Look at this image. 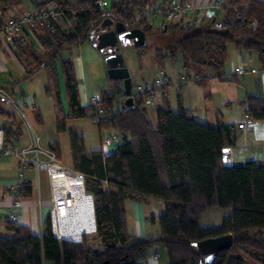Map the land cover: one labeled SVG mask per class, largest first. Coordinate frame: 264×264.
<instances>
[{
    "label": "trees",
    "instance_id": "trees-1",
    "mask_svg": "<svg viewBox=\"0 0 264 264\" xmlns=\"http://www.w3.org/2000/svg\"><path fill=\"white\" fill-rule=\"evenodd\" d=\"M31 1L53 5L73 19L70 32L57 26L56 32L35 33L42 53L26 45L19 50L29 59L27 76L42 65L51 69L52 85L46 90L54 91L56 127L59 132H68L73 168L85 174V189L93 195V235L100 239L102 249L92 248L85 236L80 242L58 239L48 214L41 235L24 224L7 221V229L14 234H0V264H77L79 260L86 264H139L136 254L154 241L164 245L168 264H199L201 254L193 242L226 233L233 234V245L219 251L211 264H264V165L256 160L222 162V148L234 145L237 138L234 124L213 126L197 120L183 104L180 92L176 109L163 96L156 107V125L141 96L135 95L134 105L123 104L126 96L118 84L102 91L97 103L82 104L70 58L60 61L68 99L65 111L55 65L64 50L91 41L94 23L113 13L129 27H140L152 35L150 44L134 46L139 53L152 47L159 62L163 58L179 60L184 69L193 65L205 68L209 71L205 78L236 82L237 74L226 69L230 44L243 61L255 54L264 70V0H226L222 9L206 20L180 17L164 28L159 25L157 32L148 18L135 19L137 8L154 0H112L109 7L99 6L96 0ZM18 2L0 0V22ZM237 102L254 120H264V100L258 95L246 93ZM100 109L103 113L98 117ZM0 114L11 117L2 107ZM71 117H90L101 131L115 130L120 136L116 151H87L83 137L67 126ZM3 130L5 143H13L21 132L18 126H4ZM50 148L60 158L59 143H52ZM150 197L165 204L162 213L150 217L158 221L160 237L130 234L125 200ZM207 206L229 207L231 212L217 226H201L199 220Z\"/></svg>",
    "mask_w": 264,
    "mask_h": 264
},
{
    "label": "crops",
    "instance_id": "crops-1",
    "mask_svg": "<svg viewBox=\"0 0 264 264\" xmlns=\"http://www.w3.org/2000/svg\"><path fill=\"white\" fill-rule=\"evenodd\" d=\"M159 1L161 0H154L153 2ZM211 1L196 0L197 3H202L204 7L200 11H192L186 17L193 19L197 16L198 18L203 17L205 20L208 19V16L210 17V15L217 12V10L209 5ZM32 5L31 0H20V2L10 6L8 14H4L3 19L9 15L10 11H20ZM202 12L203 16L201 15ZM154 19L158 20L159 25L162 23V20L158 17L148 18L150 22ZM58 24L65 32L73 30V19L70 16H63ZM24 45L31 46L34 51L43 52L37 37L27 30L20 31L13 43H10L4 37L0 38V89L20 108L25 117L24 119L15 106L0 96V107L11 115V117L2 115L3 121L0 123V127L3 129L4 126H18L21 132L16 140H14V143L20 146L33 143L35 136L39 137L38 144L41 147H50L52 143L58 142L60 159L65 165L73 168L74 163L69 134L67 131L59 132L57 130V110L53 95L54 91L52 89L49 93L46 90L47 86L52 85L51 69L42 65L27 76L25 66L29 59L21 54L19 50V46ZM240 57L241 61H243V56L240 55ZM64 58H70L74 64L79 98L82 104H87L90 97L97 92H105L111 89L113 84L120 85L124 91L122 80H115L108 76L103 56L92 44V41L84 42L64 50L55 63L60 97L65 111L68 110V99L64 76L60 66V61ZM145 58H149V61L145 62ZM136 59L139 64L138 71L132 70L130 65L127 64L133 89L136 84L151 82L156 77L161 65L152 47L142 53H139V50L136 48ZM237 65L235 64V66ZM165 72L171 75L166 70ZM181 72L179 69L176 73L179 74ZM201 80H192L182 84L176 77L169 85L156 89L154 99L150 104L144 105L152 124L156 125L157 123L156 107L162 103L163 96L166 95L168 97L173 109L177 108L178 92L181 93L183 104L192 112L197 120L213 126H218L221 122H224L232 123L237 127V124L242 121L240 118L241 113L232 114V110H242L243 116L245 115L243 107L237 100L245 96L246 93H254L264 100V75L255 77L253 80L255 81L253 90H245L243 96H239V91L235 87H230L234 86L235 81H219L214 79L218 82L215 83L210 80ZM236 82H239V79ZM224 86L235 89L237 94L220 95L219 91ZM236 103L240 105L239 109L233 108ZM67 126L75 128L79 132L83 137L84 146L87 151L100 150L105 154L116 151L120 138L112 144H105L103 142L105 136H110L116 131L113 129L101 131L92 118L71 117L67 119ZM242 141L243 162L256 160L261 165H264V120H254V123L247 128H237V138L234 145L230 146L231 150L234 152L237 144H240ZM240 159L231 151L229 164H240L242 163ZM20 171H23L25 182L19 189L18 194L15 195L9 190L20 182ZM16 197L21 201V205L19 206L13 204ZM51 204V183L46 167L42 165L38 172L32 165L21 168L15 156L0 153V234L5 236H12L14 234L13 231L6 227L8 221L7 210L10 208L11 212L18 216L17 223L24 224L32 232L41 235L44 231V221L49 214ZM125 209L127 229L130 234L152 238L160 237V225L157 220L151 221L150 217H157L164 211L165 204L163 200L155 197L145 200L127 198L125 200ZM230 212L231 208L229 207L207 206L199 223L201 226H217L220 224L223 216ZM211 221L217 222L213 224ZM85 238L92 248L102 249L98 237L92 235L89 238L85 235ZM136 260L139 264H168L166 249L160 241H154L147 245L143 251L138 252ZM44 264L55 263L45 261ZM77 264L86 263L83 260H79Z\"/></svg>",
    "mask_w": 264,
    "mask_h": 264
},
{
    "label": "built area",
    "instance_id": "built-area-1",
    "mask_svg": "<svg viewBox=\"0 0 264 264\" xmlns=\"http://www.w3.org/2000/svg\"><path fill=\"white\" fill-rule=\"evenodd\" d=\"M101 7H109L112 0H96ZM130 0H123V2ZM226 0H212L211 5L215 10L222 9ZM204 7L202 3H197L196 0H161L159 2H152L140 5L135 13V19H145L149 17H158L162 20L160 26L164 28L170 22L179 17H186L192 11H200ZM65 16L64 12L53 6H43L39 3H33L29 8H24L20 11H10L9 15L0 22V38L4 37L13 43L18 33L27 30L30 33H35L39 30H47L49 32H56L59 26V20ZM253 24H256L253 21ZM234 73L245 74L257 72L256 68H246L244 65H237L234 67ZM191 77L199 79L198 73H192L190 69L182 72L179 76V82L187 83ZM172 82L171 77L165 72L163 68H159L156 77L151 82L136 84L132 91V95H139L143 98L142 104H150L155 97V90L169 85ZM0 96L8 103L15 106L20 114L25 119L20 108L4 94L0 89ZM101 98V92H97L90 97L88 103H97ZM103 113L100 109L98 117ZM254 123V119L249 114L244 115V119L237 124L238 129L249 127ZM120 138L117 132L110 136H105L103 142L105 144H112ZM39 137H34V142L20 146L17 143H5V135L3 129L0 127V153L5 155L15 156L21 168L32 165L37 172L40 167L44 165L50 178L52 204L49 211L51 228L55 237L58 239L72 240L79 242L83 234L87 232H95L96 220L94 212L93 195L85 189V174L81 171L70 168L63 163V161L56 155L50 147H41L38 144ZM231 147L225 146L222 148L221 160L223 163H229L231 160ZM25 179L23 171H20V182L12 187L9 191L18 194L19 189L24 184ZM81 196H84L88 201V206H84ZM13 204L21 205L19 198H15ZM86 217V218H85ZM8 221L16 222L18 216L11 212L10 208L7 210ZM83 219L84 224H92L88 230H83L79 238L71 237L66 234L64 228L73 226L76 220ZM85 220V221H84Z\"/></svg>",
    "mask_w": 264,
    "mask_h": 264
},
{
    "label": "water",
    "instance_id": "water-1",
    "mask_svg": "<svg viewBox=\"0 0 264 264\" xmlns=\"http://www.w3.org/2000/svg\"><path fill=\"white\" fill-rule=\"evenodd\" d=\"M90 39L103 56L108 76L123 81L126 96L123 104L134 105L132 79L121 49L125 46H144L147 42L145 30L129 27L120 18L116 19L113 13H108L102 20L94 23ZM193 245L201 254L199 264H211L219 251L232 247L233 234L226 233L194 241Z\"/></svg>",
    "mask_w": 264,
    "mask_h": 264
},
{
    "label": "rangeland",
    "instance_id": "rangeland-1",
    "mask_svg": "<svg viewBox=\"0 0 264 264\" xmlns=\"http://www.w3.org/2000/svg\"><path fill=\"white\" fill-rule=\"evenodd\" d=\"M29 7H31V6H29ZM201 15L203 16V12L201 13ZM185 19H187V18H185ZM152 22L155 23L154 24V31L157 32L158 29H159L158 28V26H159L158 20L154 19ZM146 36H147V42L150 44L151 41L153 40V37H152L151 34H148ZM121 50H122V52L124 54V57H125V60H126V64L130 65V68L132 70L134 69L135 71H138L139 64H138L137 59H136V48L134 46H125V47H122ZM147 61H149V58H145V62H147ZM160 63H161L160 68H163L164 70H166L167 72H169L172 75V76L169 75L171 77V80H175L176 77H177L178 81H179L180 74L182 72L188 71L190 69V71L193 74L194 73H200L204 77L201 81H207V80L209 81L210 80V81H214L215 83H218L217 80H214L215 78H212V77L205 78V76H208V72H209L205 68L193 65L189 69H184L182 67V65H181L179 60L172 61L169 58H163ZM235 64H238V65L243 64L244 67H246V68H253L254 67V68L257 69V72H254V73H245V74H240L239 73V74H237L240 84H238L239 82H235L233 84L234 86H230V87H235V89L237 91H239L238 92L239 96H243L244 93H245V90H248V91L253 90L252 89L253 85H255V81H253L254 78L257 77V76H260V75H264V71H263V69H261L255 54H252V56L247 57V59L245 61H241L240 53L235 49V47L232 44H230L229 47H228V60H227V63H226V69L228 71L231 70V71H229L231 74L234 73L233 68H234ZM179 69L182 72L177 74L176 72ZM199 79H194L193 77H191V79L189 81H192V80L196 81V80H199ZM33 82H34V80H33ZM214 82H212V83H214ZM223 85H227V84H223ZM230 87L224 86L223 88H221L220 91H219L220 95L237 94V91L235 89H233V88H230ZM238 107L240 108V105L237 104V103L234 104V106H233V108H235V109H237ZM232 111H233L232 114L241 113V117L240 118L242 120L244 119L242 110L241 111L232 110ZM2 121H3V116L0 115V123ZM232 153H235L237 158H241L240 160L243 163V141L240 144L239 143L237 144L234 152L232 150ZM211 222H213V224H215L217 221H211ZM93 233L94 232H87V233L83 234V236L86 235V236H88L90 238L93 235ZM83 236H82V238H83ZM88 241L90 242V240H88Z\"/></svg>",
    "mask_w": 264,
    "mask_h": 264
},
{
    "label": "bare ground",
    "instance_id": "bare-ground-1",
    "mask_svg": "<svg viewBox=\"0 0 264 264\" xmlns=\"http://www.w3.org/2000/svg\"><path fill=\"white\" fill-rule=\"evenodd\" d=\"M82 203L84 206H88V201L84 196H81ZM86 218V217H85ZM85 221V220H84ZM92 227V224H84L83 219L76 220L73 226L64 228V231H66V234L70 235L71 237L78 238L83 230H88Z\"/></svg>",
    "mask_w": 264,
    "mask_h": 264
},
{
    "label": "flooded vegetation",
    "instance_id": "flooded-vegetation-1",
    "mask_svg": "<svg viewBox=\"0 0 264 264\" xmlns=\"http://www.w3.org/2000/svg\"><path fill=\"white\" fill-rule=\"evenodd\" d=\"M116 19H118V18L116 17Z\"/></svg>",
    "mask_w": 264,
    "mask_h": 264
}]
</instances>
